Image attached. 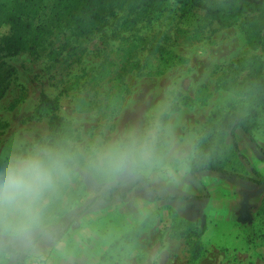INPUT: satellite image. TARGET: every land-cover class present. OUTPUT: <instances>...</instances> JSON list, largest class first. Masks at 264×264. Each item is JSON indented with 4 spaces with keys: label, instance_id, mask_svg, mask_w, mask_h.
<instances>
[{
    "label": "rangeland",
    "instance_id": "374dc122",
    "mask_svg": "<svg viewBox=\"0 0 264 264\" xmlns=\"http://www.w3.org/2000/svg\"><path fill=\"white\" fill-rule=\"evenodd\" d=\"M55 1L22 8L49 25L33 50L6 54L12 26L0 27V61L12 69L0 99V164L52 154L40 93L57 101L68 128L58 151L66 170L28 210L0 212V243L15 250L0 252V264H264V185L255 182L264 180V111L251 100L258 89L243 94L247 77L264 71V52L246 38L260 15L223 23L167 0L160 11L120 8L78 30ZM250 108L254 143L234 132L247 160L191 177L211 111ZM44 240L49 253L32 256Z\"/></svg>",
    "mask_w": 264,
    "mask_h": 264
},
{
    "label": "trees",
    "instance_id": "16d2710c",
    "mask_svg": "<svg viewBox=\"0 0 264 264\" xmlns=\"http://www.w3.org/2000/svg\"><path fill=\"white\" fill-rule=\"evenodd\" d=\"M23 1V2H22ZM44 0H0V27L6 23L11 24L10 35L5 40L4 51L8 55H16L20 52L33 50L43 41L49 30V25L36 23V16L27 19V13L22 9L31 6L43 7ZM167 0H56V6L64 12L68 23L78 30L86 28L89 24H96L99 21L114 15L116 9L124 8L130 13L140 10L152 12L160 11L162 5ZM179 3L189 4L203 12L204 16L219 22H228L239 17L244 11L255 12L260 16L252 18L247 23L246 38L249 44L260 47L264 52V0H223L222 4L214 5L210 0H178ZM28 17V16H27ZM36 23V24H35ZM52 28V25H51ZM50 28V29H51ZM257 73L247 77L251 86L250 92L244 93L246 96H253L255 89H258L252 103L254 107L258 105L264 111V71L258 67ZM12 69L5 68L0 61V99L8 89V79ZM225 84V81H224ZM227 84V83H226ZM226 86V85H225ZM229 89L232 85L227 84ZM253 94V95H252ZM209 96L204 97L200 104H205ZM58 103L49 98L45 93H40L39 102L36 108L38 116H49V138L50 144L54 148L52 154L58 156L61 146L65 145L64 138L67 136L68 128L63 118L58 114ZM256 111L252 108L244 116L235 113H223L220 109L211 111L207 120L203 124L202 135L196 143V154L189 164V174L194 177L204 171L226 173L227 169L233 170V164L238 161H246V157L239 151L234 132L241 129L251 143H254L252 130L255 127ZM66 146V145H65ZM261 150V149H259ZM262 152V151H261ZM250 171L258 175V172L249 165ZM256 184L264 185V180L255 181ZM113 188L106 201L112 199ZM96 198L92 201L95 202ZM264 208V194L262 199ZM0 252L14 253L13 247L6 243H0ZM193 258L198 257L195 249H192Z\"/></svg>",
    "mask_w": 264,
    "mask_h": 264
},
{
    "label": "clouds",
    "instance_id": "9594fccd",
    "mask_svg": "<svg viewBox=\"0 0 264 264\" xmlns=\"http://www.w3.org/2000/svg\"><path fill=\"white\" fill-rule=\"evenodd\" d=\"M65 170L66 162L51 153L0 164V212L28 210Z\"/></svg>",
    "mask_w": 264,
    "mask_h": 264
},
{
    "label": "crops",
    "instance_id": "0c3cea01",
    "mask_svg": "<svg viewBox=\"0 0 264 264\" xmlns=\"http://www.w3.org/2000/svg\"><path fill=\"white\" fill-rule=\"evenodd\" d=\"M42 240V239H41ZM52 246L49 245L47 243V241H40L36 244V246L34 245V248H33V251L31 252V255L32 256H35V255H39L41 253H45L48 254L49 251L51 250ZM47 249V250H45ZM33 260V261H32ZM36 261H34V258H27L26 261L23 263V264H38V263H35Z\"/></svg>",
    "mask_w": 264,
    "mask_h": 264
}]
</instances>
